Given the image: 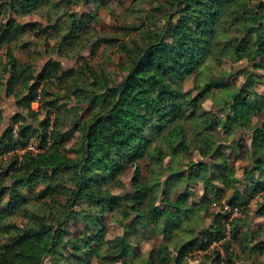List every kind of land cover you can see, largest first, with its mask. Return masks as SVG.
<instances>
[{
    "label": "trees",
    "instance_id": "1",
    "mask_svg": "<svg viewBox=\"0 0 264 264\" xmlns=\"http://www.w3.org/2000/svg\"><path fill=\"white\" fill-rule=\"evenodd\" d=\"M105 1L0 0V98L13 97L18 109L0 135V264H264V94L256 90L264 84V0H165L147 15L161 13L163 23L149 20L153 28L132 45L81 29L87 16L73 7ZM29 14L44 21H18ZM31 35L46 46L55 38L56 49L113 43L125 58L120 74L88 62L38 69L15 53L34 44ZM228 62L247 63L239 86L228 81L232 69L214 72ZM216 92L222 116L202 107ZM34 135L41 151L19 154ZM228 152L247 161L239 178ZM132 164L134 187L122 192ZM227 190L231 210L257 194L256 231L230 219L231 210L209 214ZM106 212L122 216L121 234L109 239ZM73 221L84 225L71 236ZM158 237L137 261L135 246Z\"/></svg>",
    "mask_w": 264,
    "mask_h": 264
},
{
    "label": "rangeland",
    "instance_id": "2",
    "mask_svg": "<svg viewBox=\"0 0 264 264\" xmlns=\"http://www.w3.org/2000/svg\"><path fill=\"white\" fill-rule=\"evenodd\" d=\"M165 3V0H142L140 3L133 4L130 0H106L105 2H99L98 5L93 3H81L73 7L75 13L80 15L87 16L84 23H82L81 29L82 30H90L95 32V36L98 35H105L112 38H118L119 42H126L129 45H132V41L136 40L139 42L140 40V33L144 30L151 29L153 26L149 23V18H147L148 13L155 12L153 8L160 7ZM161 13H157V19L150 20L153 23L155 22L157 26H160L163 23ZM18 21H37L43 22V18L38 14L26 15L23 17H18ZM31 41L34 44L21 48V44H17L15 48V53L22 61L30 60L33 62L38 69H41L45 64L50 61H57L59 62L65 70L76 68L81 65L83 62H88L92 67L100 66L104 68L110 74L117 73L120 74L118 64L124 62V55L123 52H120L117 45L113 43H104L100 44L96 48H92L90 45H86V47H82L81 49H74V46H62L61 49H56L54 44L57 42L55 38H50L47 40L48 46L46 44L35 42L37 41L36 37L31 35L29 36ZM89 42H92L88 36ZM247 63L240 62V63H225L222 67L218 69H214V72L219 71H229L230 69L233 70L235 77H228V81L232 84L233 87L239 86L242 83L243 76L238 74L244 67H246ZM264 78V77H263ZM3 79V78H2ZM5 79V78H4ZM54 79L51 82L53 93L57 92L58 88H56ZM193 86L192 80H188L185 84V88H191ZM256 90L264 94V84H260L256 87ZM216 95L213 98H207L203 103L202 107L206 110H213L216 111L218 115H223V111H220L217 103L214 100H218L221 96V93H215ZM66 103L67 107H72L75 105L72 101L66 102V100H60L59 104ZM31 108L33 110H37L38 103L33 102L31 104ZM0 111L2 121L0 123V135L2 134L3 130L9 125L11 117L18 111L16 108L15 102L13 97H6L2 92V98H0ZM50 118L51 123L54 121L57 112L55 113V109L51 110ZM71 114V113H70ZM69 114V116H70ZM73 116V114H71ZM41 117V116H39ZM17 129V126L14 127V130ZM33 142H35V147L38 145V136L34 135L31 137ZM249 143V138L245 136L241 145L245 147ZM38 148V147H37ZM244 149L241 153L244 154ZM24 151H19V154H22ZM37 153V152H34ZM229 155V162L235 169L234 177L239 178L242 174V167L246 165V159L243 158H236L230 152ZM142 166V177L147 180L149 178L148 170L145 164H141ZM134 169V164H132L127 171H125L121 177V186L123 187L122 192L131 191L133 189L132 184V172ZM199 169V168H197ZM167 179V178H166ZM166 179L163 177L162 181ZM178 185V183H176ZM191 191H193L192 197L199 196L202 193V186L200 182L192 183L189 185ZM118 188H115L116 190ZM183 191V187H179L177 189L175 197ZM174 193V191H172ZM232 190H227L224 197L219 200H214L209 208V214H214L220 211H226L230 213L228 209H224V206L230 207L227 203L228 197L231 195ZM174 195V194H173ZM162 195H159L157 199V204L160 206H166V203L169 202L166 197L161 198ZM257 194L253 195L248 203V206H239L238 213L230 215V219L235 216V218H241V220H246L250 223V229L256 231L260 225L262 224L263 220L260 216H258L257 210ZM245 208L247 209V213H244ZM105 229H106V237L113 238L118 234H121V224L120 220L122 216L117 213H105ZM241 222V221H240ZM206 223H211L210 218H206ZM225 223V220H224ZM226 227V239L230 237V224L229 222L225 223ZM83 222L81 221H73L67 227V233L71 236L74 233L80 231L83 228ZM152 226V223H150ZM155 227V224H154ZM245 226L241 225V229H244ZM261 239H264V235H261ZM161 243V237H158L153 240H146L140 242L136 248V255L137 261L142 258L148 251H150L153 247L157 246ZM218 242L214 243L213 245L217 244ZM219 244H217L218 246ZM231 247L233 249H237L236 244L233 242ZM199 259V258H198ZM259 260H264V255L258 257ZM242 264H248L247 261L242 262Z\"/></svg>",
    "mask_w": 264,
    "mask_h": 264
},
{
    "label": "built area",
    "instance_id": "3",
    "mask_svg": "<svg viewBox=\"0 0 264 264\" xmlns=\"http://www.w3.org/2000/svg\"><path fill=\"white\" fill-rule=\"evenodd\" d=\"M20 151H30V152H39L41 151L40 149H38L37 147H35V142H33L32 138L29 139V141L27 142L26 147L23 150ZM19 152V151H18ZM224 209H228L229 211L231 210V207H228L227 205L224 206ZM233 214H237L238 213V207H233L232 208Z\"/></svg>",
    "mask_w": 264,
    "mask_h": 264
},
{
    "label": "clouds",
    "instance_id": "4",
    "mask_svg": "<svg viewBox=\"0 0 264 264\" xmlns=\"http://www.w3.org/2000/svg\"><path fill=\"white\" fill-rule=\"evenodd\" d=\"M116 194H119V193L117 192ZM197 264H198V262H197Z\"/></svg>",
    "mask_w": 264,
    "mask_h": 264
},
{
    "label": "water",
    "instance_id": "5",
    "mask_svg": "<svg viewBox=\"0 0 264 264\" xmlns=\"http://www.w3.org/2000/svg\"><path fill=\"white\" fill-rule=\"evenodd\" d=\"M86 149H87V147H86Z\"/></svg>",
    "mask_w": 264,
    "mask_h": 264
}]
</instances>
